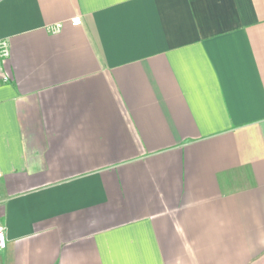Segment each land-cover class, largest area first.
<instances>
[{
  "label": "crops",
  "instance_id": "crops-1",
  "mask_svg": "<svg viewBox=\"0 0 264 264\" xmlns=\"http://www.w3.org/2000/svg\"><path fill=\"white\" fill-rule=\"evenodd\" d=\"M0 40V264H264V0H0Z\"/></svg>",
  "mask_w": 264,
  "mask_h": 264
},
{
  "label": "built area",
  "instance_id": "built-area-1",
  "mask_svg": "<svg viewBox=\"0 0 264 264\" xmlns=\"http://www.w3.org/2000/svg\"><path fill=\"white\" fill-rule=\"evenodd\" d=\"M70 24L74 27L79 26L81 24V18L79 16L74 17L70 20ZM59 30V26H56L51 29V32L55 33ZM8 56V45L4 40H0V58H5ZM6 79V78H4ZM0 178H1V170H0ZM6 232L5 227L0 225V250H4L6 247Z\"/></svg>",
  "mask_w": 264,
  "mask_h": 264
}]
</instances>
